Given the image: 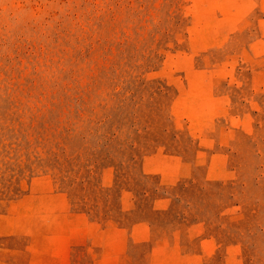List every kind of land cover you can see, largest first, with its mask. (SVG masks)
I'll list each match as a JSON object with an SVG mask.
<instances>
[{"label":"rangeland","instance_id":"374dc122","mask_svg":"<svg viewBox=\"0 0 264 264\" xmlns=\"http://www.w3.org/2000/svg\"><path fill=\"white\" fill-rule=\"evenodd\" d=\"M0 264H264V0H0Z\"/></svg>","mask_w":264,"mask_h":264},{"label":"bare ground","instance_id":"6f19581e","mask_svg":"<svg viewBox=\"0 0 264 264\" xmlns=\"http://www.w3.org/2000/svg\"><path fill=\"white\" fill-rule=\"evenodd\" d=\"M228 1V0H227ZM232 2V1H231ZM228 3V2H227ZM235 3V2H234ZM236 4V3H235ZM262 4H263V2H262ZM213 5V4H212ZM238 5V4H237ZM236 5V6H237ZM227 6V5H226ZM231 6V5H230ZM215 7V6H214ZM216 8V7H215ZM233 8H234V5H233ZM236 8V7H235ZM263 8V7H262ZM229 13H230V11H228ZM227 12V13H228ZM234 12V11H233ZM226 13V14H227ZM232 16V15H231ZM227 18V17H226ZM200 19V18H199ZM216 19V18H215ZM246 19V18H245ZM201 20V19H200ZM222 20V19H221ZM227 21V20H226ZM234 28H236V27H234ZM206 29V28H205ZM194 31V30H193ZM200 31V30H199ZM202 31V30H201ZM195 33V32H194ZM202 33V32H201ZM202 35V34H201ZM221 40V39H220ZM205 43V42H204ZM192 56V55H191ZM181 63V62H180ZM192 65V64H191ZM228 68V67H227ZM230 68H232V67H230ZM192 69V68H191ZM198 70H201V69H198ZM228 70V69H227ZM186 71V70H185ZM194 71V70H193ZM196 71V70H195ZM162 72V71H161ZM187 72H188V70H187ZM200 72V71H199ZM184 73H186V72H184ZM211 73V72H210ZM193 74V73H192ZM200 74H203V73H200ZM241 75V74H240ZM202 76H204V74L202 75ZM202 76H200V77H202ZM188 77H189V75H188ZM192 77V76H191ZM199 79V78H198ZM204 79V78H203ZM202 79V80H203ZM231 79V78H230ZM205 80V79H204ZM203 84V83H202ZM204 84H205V82H204ZM209 85V84H208ZM206 87H207V85H206ZM211 89V88H210ZM180 91V90H179ZM209 92V91H208ZM207 93V92H206ZM183 95V94H182ZM199 103V102H198ZM208 103V102H207ZM215 103V102H214ZM197 104V103H196ZM174 105V104H173ZM183 105V104H182ZM206 105V104H205ZM184 106V105H183ZM187 106V105H186ZM189 107V106H188ZM197 107V106H196ZM182 108V107H181ZM187 108V107H186ZM195 108V107H194ZM177 110V109H176ZM175 110V111H176ZM186 111H187V109H185ZM184 110V111H185ZM191 110H194L193 108L191 109ZM211 109H209V111H210ZM179 111V110H178ZM181 112H182V110H181ZM201 112V111H200ZM192 113V112H191ZM194 113V112H193ZM206 113V112H205ZM211 113V112H210ZM188 115V114H187ZM192 115H194V114H192ZM192 115H190V116H192ZM198 115H200V113L198 112ZM203 116V115H202ZM232 118V117H231ZM200 119V118H199ZM211 119V118H210ZM205 120V119H204ZM200 130V129H199ZM210 136V135H209ZM210 139V138H209ZM218 154V153H217ZM221 155V154H220ZM212 162V161H211ZM208 167V166H207Z\"/></svg>","mask_w":264,"mask_h":264}]
</instances>
